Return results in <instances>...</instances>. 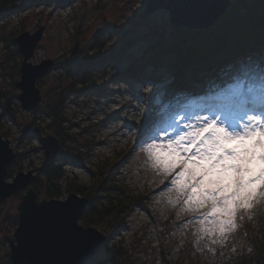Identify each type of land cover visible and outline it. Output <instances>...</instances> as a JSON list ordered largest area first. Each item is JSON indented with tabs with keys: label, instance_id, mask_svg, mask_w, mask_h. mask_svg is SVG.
Returning a JSON list of instances; mask_svg holds the SVG:
<instances>
[{
	"label": "rangeland",
	"instance_id": "374dc122",
	"mask_svg": "<svg viewBox=\"0 0 264 264\" xmlns=\"http://www.w3.org/2000/svg\"><path fill=\"white\" fill-rule=\"evenodd\" d=\"M27 1L0 0V134L10 140L17 154L7 181L29 171L43 180L45 164L53 161L61 166L62 178L51 187L41 183L36 190L39 200H65L72 189L84 188L89 197H103L98 206L112 199L116 204L135 201L122 226L106 239L117 256L105 259L104 264H164L165 260L218 264L228 259L230 252L234 253L230 250L236 245L238 227L224 244H213L207 237L198 241L199 225L190 222L194 213L183 211V196L177 201L173 187L174 193L168 198L150 193L163 181L160 171L152 167L147 153L138 146L158 130L154 127L142 135L139 125L144 119L153 116L158 126L166 125L159 123L153 101L160 86L128 71L136 67L143 75L153 73L149 59L157 51V38L163 37L169 46L181 38L175 30L181 28L171 24L166 11L139 18L147 0ZM161 19L165 27L152 26ZM41 28L42 38L29 62L39 65L52 60L53 66L37 79L42 97L39 106L24 110L18 99L21 90L15 86L21 79L23 59L16 39ZM77 43L78 51L73 55ZM166 59L173 63L174 57ZM165 67L160 64L157 74L168 78L163 74ZM67 91L73 94L67 95ZM25 125L30 126V133L22 137ZM58 131L63 141L57 157L47 160L41 138L52 135L59 139ZM105 176L104 185L116 187L117 194L96 191ZM23 193L0 206V264H13L7 238H13L18 227L17 205ZM263 209L264 201H259L246 213L255 219Z\"/></svg>",
	"mask_w": 264,
	"mask_h": 264
},
{
	"label": "snow or ice",
	"instance_id": "6c2138e0",
	"mask_svg": "<svg viewBox=\"0 0 264 264\" xmlns=\"http://www.w3.org/2000/svg\"><path fill=\"white\" fill-rule=\"evenodd\" d=\"M171 83L166 78L153 94L159 123L166 126L147 117L142 135L158 130L138 146L153 168L172 177L169 184L177 201L183 196V211L195 214L190 222L199 225L198 241L207 237L224 244L238 227L237 218L264 201V43L222 65L200 83L197 94ZM45 150L55 153L57 146L48 144ZM60 210L70 217L75 212L70 205ZM102 244L91 264L107 259Z\"/></svg>",
	"mask_w": 264,
	"mask_h": 264
},
{
	"label": "water",
	"instance_id": "95a60500",
	"mask_svg": "<svg viewBox=\"0 0 264 264\" xmlns=\"http://www.w3.org/2000/svg\"><path fill=\"white\" fill-rule=\"evenodd\" d=\"M59 0H28L31 2H51ZM26 3V4H27ZM232 0H147L146 8L140 17L149 16L158 11L169 14L171 24L177 28L191 30L208 29L216 25L228 11ZM43 35V29L34 34L22 33L16 39L22 55L21 79L15 84L21 90L18 99L24 110L36 109L41 100L37 79L45 76L53 66L52 60H44L33 65L29 59L33 56ZM78 51V43L73 48V55ZM144 119L139 129L145 124ZM30 133V126L22 129V137ZM45 158L54 160L60 149V140L49 135L41 138ZM48 144H55V153L45 150ZM17 154L11 142L0 134V206L2 203L24 191L17 205L19 224L13 238H7L10 245V260L13 264H88L94 257L96 246L106 243L104 236L95 227H84L79 223L86 211L89 200L72 193L65 200H39L31 184L36 180L32 171L19 172L13 181H7L9 167L16 160ZM30 205L37 208V211ZM70 205L75 209L72 217L60 209Z\"/></svg>",
	"mask_w": 264,
	"mask_h": 264
},
{
	"label": "trees",
	"instance_id": "16d2710c",
	"mask_svg": "<svg viewBox=\"0 0 264 264\" xmlns=\"http://www.w3.org/2000/svg\"><path fill=\"white\" fill-rule=\"evenodd\" d=\"M175 30L180 33L181 38L177 37L178 41L170 43L169 46H165L163 37L157 38V51L155 56L149 59L154 69L153 73L143 75L136 67L130 69L128 73L161 87L166 78L157 72L160 70V64H163L166 65L163 74L169 75L167 79L172 81L169 87L179 90L188 89L190 93L193 90L198 91L200 83L215 75L222 65L235 56L255 52L264 43V0H232L230 8L216 25L205 30L194 31L185 28ZM167 56L174 57L173 63H169ZM67 93V95L73 94L71 91ZM57 137L63 141L60 131L57 132ZM62 173L60 165L53 161L47 162L42 170L44 179L37 178L31 186L35 191L43 182L49 187L54 186L61 180ZM106 182L105 176L100 181L101 187L96 191L117 194L116 187L104 185ZM72 191L89 200L81 225L95 227L106 238L122 226L127 214L136 206V202L132 199L124 204L120 201L116 204L112 199L98 206L97 201L103 197L95 195L89 197L85 194L84 188L72 189ZM238 222V238L236 245L230 250L234 249V253L230 252L228 259L218 264H264V209L255 219H249V215L245 212L243 219L239 218ZM103 250L107 259H115L117 256V252L109 249L106 243ZM164 264L176 263L165 260Z\"/></svg>",
	"mask_w": 264,
	"mask_h": 264
},
{
	"label": "bare ground",
	"instance_id": "6f19581e",
	"mask_svg": "<svg viewBox=\"0 0 264 264\" xmlns=\"http://www.w3.org/2000/svg\"><path fill=\"white\" fill-rule=\"evenodd\" d=\"M62 58H60L58 60V63H61ZM197 94V93H194ZM157 171V170H155ZM159 172V171H158ZM160 178L162 179L163 183L159 184V185H154L151 189H150V193L153 195H162L163 198H168L170 195H172L174 193V189H171L172 186L169 184V181L172 179L171 176H164L162 175L160 172ZM146 181L150 180V176L146 177ZM146 181L144 183H146ZM167 185V187H166ZM186 219H189L190 216H186Z\"/></svg>",
	"mask_w": 264,
	"mask_h": 264
},
{
	"label": "flooded vegetation",
	"instance_id": "af4514ba",
	"mask_svg": "<svg viewBox=\"0 0 264 264\" xmlns=\"http://www.w3.org/2000/svg\"><path fill=\"white\" fill-rule=\"evenodd\" d=\"M32 185V184H31Z\"/></svg>",
	"mask_w": 264,
	"mask_h": 264
}]
</instances>
